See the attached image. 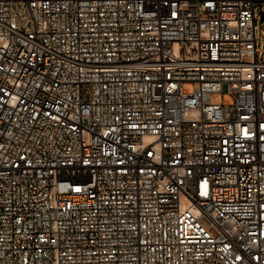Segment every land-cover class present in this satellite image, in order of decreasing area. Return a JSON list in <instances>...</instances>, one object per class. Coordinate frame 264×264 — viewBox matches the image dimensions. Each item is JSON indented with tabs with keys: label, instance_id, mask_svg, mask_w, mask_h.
I'll list each match as a JSON object with an SVG mask.
<instances>
[{
	"label": "built area",
	"instance_id": "obj_1",
	"mask_svg": "<svg viewBox=\"0 0 264 264\" xmlns=\"http://www.w3.org/2000/svg\"><path fill=\"white\" fill-rule=\"evenodd\" d=\"M258 10L0 0V264H264Z\"/></svg>",
	"mask_w": 264,
	"mask_h": 264
},
{
	"label": "rangeland",
	"instance_id": "obj_2",
	"mask_svg": "<svg viewBox=\"0 0 264 264\" xmlns=\"http://www.w3.org/2000/svg\"><path fill=\"white\" fill-rule=\"evenodd\" d=\"M257 19H258V45L262 49V54L264 53V22L262 20V14L257 11ZM185 90L188 92H192L193 87L192 84L187 83L185 85ZM212 100L216 103H232V99L227 94H213Z\"/></svg>",
	"mask_w": 264,
	"mask_h": 264
}]
</instances>
